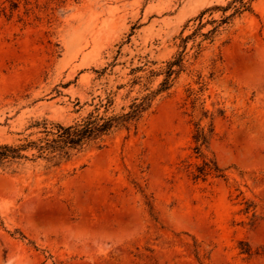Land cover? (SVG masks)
<instances>
[{
    "label": "rangeland",
    "instance_id": "obj_1",
    "mask_svg": "<svg viewBox=\"0 0 264 264\" xmlns=\"http://www.w3.org/2000/svg\"><path fill=\"white\" fill-rule=\"evenodd\" d=\"M147 96L0 168V264H264V0H0V145Z\"/></svg>",
    "mask_w": 264,
    "mask_h": 264
},
{
    "label": "trees",
    "instance_id": "obj_2",
    "mask_svg": "<svg viewBox=\"0 0 264 264\" xmlns=\"http://www.w3.org/2000/svg\"><path fill=\"white\" fill-rule=\"evenodd\" d=\"M173 65L169 66L168 77L174 73ZM169 87L168 78L162 84L161 90ZM150 97H145L139 103H134L130 107V111L120 116L109 118L89 115L85 120L73 125L64 126L62 124H49L45 121L42 123L44 127L45 137L37 141L26 140L21 145L1 144L0 145V168L16 170L22 160H30L29 156L24 152L35 151L32 154L34 158H41L52 166H58L63 162L69 161L75 155L83 152L93 143L100 144L104 142V138L109 136L116 128L122 127L132 121L139 119L141 114L149 107ZM40 124V123H38ZM201 145L207 143V135L203 129L198 130L195 137ZM198 150V148H197ZM201 174L220 173L221 170L212 162L206 163Z\"/></svg>",
    "mask_w": 264,
    "mask_h": 264
}]
</instances>
